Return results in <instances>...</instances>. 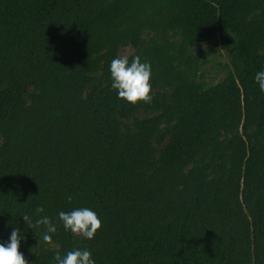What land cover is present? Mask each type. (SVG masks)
Instances as JSON below:
<instances>
[{
    "label": "trees",
    "instance_id": "16d2710c",
    "mask_svg": "<svg viewBox=\"0 0 264 264\" xmlns=\"http://www.w3.org/2000/svg\"><path fill=\"white\" fill-rule=\"evenodd\" d=\"M217 34L232 71L207 87L195 47ZM126 46L151 63L149 103L111 89ZM262 66L264 0H0V242L19 226L28 264L74 247L96 264H264ZM41 205L90 207L101 228L44 245L19 216Z\"/></svg>",
    "mask_w": 264,
    "mask_h": 264
},
{
    "label": "clouds",
    "instance_id": "9594fccd",
    "mask_svg": "<svg viewBox=\"0 0 264 264\" xmlns=\"http://www.w3.org/2000/svg\"><path fill=\"white\" fill-rule=\"evenodd\" d=\"M111 89L115 90L118 99L135 105L138 102L149 103L152 100V66L149 61L135 55L129 60L127 55H117L109 63ZM259 91L264 94V66L254 75ZM69 202L72 197H66ZM45 212L44 207L37 206L32 215H19L25 222L24 231L33 230L39 234L44 245H50L52 237L62 227L66 233L80 236L86 240L95 237L101 228V219L90 207H75L70 211L58 210L55 217ZM33 217H35L33 219ZM19 226H13L6 241L0 242V264H28L24 254L19 250L23 239ZM51 264H96L92 252L88 248L74 247L61 254L55 252Z\"/></svg>",
    "mask_w": 264,
    "mask_h": 264
},
{
    "label": "rangeland",
    "instance_id": "374dc122",
    "mask_svg": "<svg viewBox=\"0 0 264 264\" xmlns=\"http://www.w3.org/2000/svg\"><path fill=\"white\" fill-rule=\"evenodd\" d=\"M235 45V42L229 35L222 34H217L211 40L202 41L196 44L195 52L205 50L208 54L200 72V79L207 87L218 84L229 72L232 71L230 64V51ZM133 53L134 49L130 46L122 47L119 51V55H127L128 58H130ZM94 83L98 86H102L104 84L103 77L101 75H96L94 77ZM152 115V113L142 110L128 123L131 124L134 120L151 117ZM155 145L160 148L159 142L155 141ZM76 237L81 238L80 236Z\"/></svg>",
    "mask_w": 264,
    "mask_h": 264
}]
</instances>
